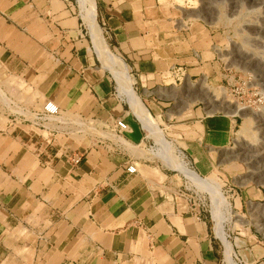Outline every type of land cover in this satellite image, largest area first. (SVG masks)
<instances>
[{
    "label": "crops",
    "instance_id": "1",
    "mask_svg": "<svg viewBox=\"0 0 264 264\" xmlns=\"http://www.w3.org/2000/svg\"><path fill=\"white\" fill-rule=\"evenodd\" d=\"M64 1L57 10L61 15L56 20L58 27L51 29L52 32H46V29L42 32L43 35H52L54 52L59 49L65 53V64L59 74V77L62 76L55 86L56 97L60 94L76 105L84 96H92L99 114L105 111L114 119L123 117L128 122L129 129L123 138L131 147L134 144L127 138L143 143H149L150 139L155 142V137L147 133L138 116L133 113L145 132L134 123L136 119L127 117L128 110L110 101L111 80L95 68L96 58L89 53L88 42L81 35L80 17ZM94 1L96 20L98 16L113 49L128 62L119 55L124 64L122 66L128 69L130 84L133 86L134 80L129 68L139 79L137 89L145 102L141 100L142 103L155 119L158 128L164 132L152 115L161 116L160 97L156 92L153 95L145 93L156 86L160 65L155 60L154 50L146 45L144 13L138 17L143 9V1ZM15 2L17 4L19 1ZM29 4L32 5L33 14L45 16L50 12L48 0H30ZM19 12L20 7L12 10V14ZM15 22L8 23L0 14V41L10 38V42L17 45L15 40L19 33L15 31V26L20 23V17ZM30 23L31 20H28V26ZM93 48L96 54L94 45ZM202 55L201 52L195 56L193 52L196 62H181L183 67L180 68L190 79L195 75H204L203 71L191 72L197 68H207ZM9 63L13 65L15 62L11 60ZM229 81L226 74H221L222 84L228 85ZM150 83H153L152 86H149ZM239 122L241 117L237 114L208 113L200 105L192 107L180 122L170 126L181 131L179 138L184 139L181 148L193 167L200 172H207L215 160L210 149L229 145ZM184 128H187L186 136ZM11 132L16 133L19 146L15 149V143L11 145L3 136L0 147L7 149L11 145L12 150H15L5 155L2 153L0 230L5 231L4 237L12 234L13 244L21 242L13 239L15 230L25 228L34 233L36 238L27 241L32 247L35 245L32 264H216L217 250L209 234L208 218L205 215L198 216L172 192L171 197L168 192L162 193L169 175L160 167L143 164L141 172L132 175L125 170L127 163L132 161L126 152L108 154L99 145L89 151L69 150L60 158L58 145L48 146L42 137L31 139L20 127H12ZM75 153L82 156L77 166L66 160V157ZM36 160L39 167L32 169ZM245 170L244 165H238L236 175L243 174ZM47 173L50 176L45 182ZM255 187L241 194L236 193L240 209L249 200L264 199V190L258 188L260 186ZM247 193H252V196L245 197ZM4 237L0 242L4 241ZM251 238L254 247L264 252L262 237ZM29 244L23 242L26 248L30 247ZM263 256L264 253H260L256 260Z\"/></svg>",
    "mask_w": 264,
    "mask_h": 264
},
{
    "label": "rangeland",
    "instance_id": "2",
    "mask_svg": "<svg viewBox=\"0 0 264 264\" xmlns=\"http://www.w3.org/2000/svg\"><path fill=\"white\" fill-rule=\"evenodd\" d=\"M18 1L16 4L15 0H0V14L8 23L16 24L15 20L20 17V23L15 26V31L19 33L17 41L15 40L17 45L11 43L10 38H7L6 41L5 38H2L0 41V146H2L1 141L4 136L6 140L11 142V145L15 143V149H17L19 144L15 137L16 133L11 132V130L12 127H20L25 131L24 134L28 135L31 139L36 140V137H42V140L48 146L53 144L58 145V156L60 158H63V155L69 150L88 149L89 151L93 147L101 145V148L108 154L118 151L128 153L132 158V162L137 166L138 172H141L143 164L160 167L163 172L169 175L166 184H164L166 188H162V193L168 192V196L170 195L171 197L172 192L173 196L184 203L185 201L180 195L190 194L192 189H196L200 194L206 196L208 205L205 208L195 206L192 210L198 216L203 217L205 215L208 218L209 234L214 239V245L217 250L216 264H226L225 260H223V245L213 231V220L210 217V195L205 190L199 188L206 186L205 179L210 180L208 181V185L210 183L209 187L212 194L218 199L222 197L225 201L224 203L227 204L225 210L226 219L223 225L225 236L229 240L233 264H264V256L256 260L257 256L264 252L254 247L251 240V237L254 239L260 236L264 240V231L255 224L256 220L254 219V215L248 211V206L247 208L243 206L241 211L239 210V198L236 194L237 192L241 194L246 189H253L257 184L260 185L258 188L264 189L262 188L264 187V177L258 175L251 178L250 175L252 172L260 174L263 171L257 172V169L251 168L250 160L246 158L248 156L237 153V148L240 145L247 148L249 146L253 148L258 147L264 134V124H261L263 122H257V119H255L251 120L250 124L245 127L244 136L241 138L238 136V131L242 129L241 124L243 122V117L240 113L249 112L252 115L264 113V104H260L257 101L259 95L262 92L264 93V30L260 29V26H264V6H260L259 4L256 8H251L245 5L240 15H232V10L230 9L231 3L228 0H211L212 4L208 3V6L210 5L209 9L208 7L206 9L203 7L204 0H142L143 9H141L142 12H138L140 14L138 17H142V13H144L145 28L143 29V34L145 35L146 45L154 50L155 60L159 61L160 65V71L157 73L155 79L157 82L156 86L146 90L145 93L153 95L156 92V95L160 97L158 101L162 105V111L159 112L161 116L152 115L156 117L164 132L158 128L155 119L152 117L154 127L146 131L155 137L157 145L152 146L151 142L143 143V141H131L127 138V140L135 145L131 147L127 141L121 142L118 140L123 137L117 136L113 130L116 118L114 119V116L105 113V111L99 114L97 112L99 108L95 107L96 103L92 96H84L76 105L75 103L72 104L67 97L64 98L60 94L56 97L55 86L59 83L62 76L61 74L59 77V74L65 64L63 60L65 53L60 52L59 49L57 52H54L55 43L51 39L52 35H43L42 32L45 29L46 32H52L51 29L55 30V27H58L56 20L61 15L58 14L57 10H59L62 0H48L50 4L48 11L50 12L45 16L33 14L32 5L29 4L30 0ZM41 1L45 2L46 0ZM64 2L67 7H72L74 12L80 17L81 35L88 42L89 53L96 58L95 68L100 73H105L111 80L112 93L110 101L128 110L127 117L136 119L134 114L138 116L143 125L141 115H139L124 90L118 87L116 78L111 71L112 69L121 71L125 81L134 90L138 96L137 98L144 106L145 102L142 99L140 91L137 89L139 85L138 77L129 68L132 81L134 80L133 87L128 80V69L126 70L122 66L124 64L119 57V55L121 57L122 55L113 49L110 44L109 35L97 16V30L103 35L116 60L115 63H110L111 66L107 63L108 61L104 62L100 55L99 41L94 36L95 32L93 33L94 30L83 15L84 9L82 6L85 7V2L84 4L81 0H65ZM93 3L95 17L94 0ZM17 7H20V12L12 14V10ZM136 10H138V6ZM28 20H31V25L29 24V26ZM250 22L254 23L252 28H248L247 26ZM55 38L57 43V36ZM91 40L95 46L98 58L94 52ZM231 41L239 42L238 44L241 45L245 42L246 45L243 44L242 49L232 50ZM255 46L257 47L255 48ZM247 50L248 53L257 52V58L249 61L245 56ZM193 52L198 54L202 52V59L206 62L207 68L192 70L191 72L194 73L203 71L204 75H195L190 79L189 75L186 76L183 73L184 69H178V67H183L181 62L184 60L196 62L192 56ZM122 59L128 64L123 57ZM11 60L15 62L13 65L9 63ZM208 62L214 63H211V65ZM221 74H226L230 78L228 85L220 82ZM181 80L182 83L180 84ZM152 84L150 83L149 86H152ZM187 85L190 86L189 90ZM201 85H205L206 89L213 91L219 98L223 97L226 103L229 104L228 107L216 105L211 110L212 112L208 111V113H235L242 118L234 130L232 142L229 145L225 148L210 149L215 160L207 172H200L193 167L186 153L181 148L184 146V139L179 138V132L181 131L171 127L172 124L180 122L194 106L203 105L208 110L209 106L204 100L203 93L197 89ZM171 90H176L180 98L173 96ZM46 99L56 101L61 108V115L58 119L61 123L59 127L55 126L52 123L53 121H48L45 125L49 129H45L27 120L30 117V113H33V110L39 109ZM255 100L256 102H254ZM127 102L129 105L131 103V109H129ZM98 105L100 107L103 106L102 104ZM235 106L244 108L241 111L239 110V112L231 111ZM134 123H137L141 129L138 120ZM257 124L262 126H258ZM143 127L145 128V125ZM52 128H56V130L52 132ZM184 129L186 130H182L186 136L187 128ZM158 135L161 136L158 137ZM123 139L125 140V138ZM165 139L167 142L170 139L176 150H173L169 143L171 151ZM11 145L7 149L0 147V176L2 175V153L5 155L10 150L14 152L15 149L12 150ZM178 150H182L183 154L179 153ZM256 150L258 151L257 148ZM172 152L175 156L178 155L177 157L180 160L183 159L190 168L202 175L201 177L203 178L199 177V179H195L197 187L193 185L192 181L185 178L187 177L186 175L182 176L183 174L178 171L177 166L180 163H176V161L171 162V158L167 154L169 155ZM262 155L264 156V153ZM161 157L167 164H165ZM240 164L247 167V169L251 168L252 172L246 173V175H236L235 170ZM37 165L38 162L36 160V163L32 165V169L38 168L39 166ZM49 176L50 174L47 173L44 179L45 182ZM236 185L240 187L236 188ZM251 196L252 193L245 195V197ZM262 203H264V199ZM263 207L264 204L260 206V208ZM218 227L223 231L221 226ZM219 228L218 234L220 235L221 231ZM1 232L2 230H0V241L5 236V231ZM13 234V239L21 240L22 244H20L21 242L13 244L12 234L4 237V241L0 242V264H32L35 245L33 244L32 247L27 241L34 240L36 236L31 230L25 228L23 230H15ZM221 239L223 238L221 237ZM23 242L30 245L29 249L24 247Z\"/></svg>",
    "mask_w": 264,
    "mask_h": 264
},
{
    "label": "bare ground",
    "instance_id": "3",
    "mask_svg": "<svg viewBox=\"0 0 264 264\" xmlns=\"http://www.w3.org/2000/svg\"><path fill=\"white\" fill-rule=\"evenodd\" d=\"M81 1H82L83 4L85 2V7L82 6L83 9H84V12H83L84 14L83 15L85 16V20L89 23L90 27H92V29L94 30L93 33L95 32V35L94 34L93 35L96 36L95 37V38H97L96 40L99 41V44H100V55H101L102 59L104 60L105 63L108 61L107 62L108 64L115 63L116 60H115V57L113 55V52L110 51L109 46L107 45L105 39L103 38V35L100 33V31L97 30L98 27H97V21H96V19L94 17V5H93L94 3H93V0H81ZM228 1L231 3V8L230 9L232 10V13H231L232 15H234V14H237V15L239 14L240 15L241 10H243L245 8V5L248 6V7H251V8H254V7L256 8V6L259 5V4H260V6H264V0H228ZM203 3H204L203 7L205 9L207 7L209 9V6L210 5L208 6V3L209 4H212L211 3V0H204ZM242 12H244V11H242ZM247 26H248V28H252L254 26V23H251L250 22V23L247 24ZM260 27H261L260 29L264 30V28H263L264 26L263 27L260 26ZM254 34H256V33H254ZM259 37H261V36H259ZM259 40H261V39H259ZM238 43L232 42V50L239 49V48L242 49V45L245 44V42L242 45L241 44H238ZM256 44H258V43H256ZM256 47L257 46H255V48ZM252 50H253V48H252ZM243 53H244V51H243ZM245 56L248 58L249 61H252L253 59L257 58V52H250V53H248V50H247V52L245 53ZM111 64H110V66H111ZM109 68H111V67H109ZM112 68H113V66H112ZM117 68H119V67H117ZM111 72H113V75L116 78L118 87L120 89H123L124 90V92L128 95L129 99L134 104V106H135L136 110L138 111L139 115H141L142 120H143V125H145V128H146V129L145 128L144 129L145 130H151V129H153V127H154V121H153L152 116L150 115V113L148 112V110L145 108V106H143L141 104V102L137 98L138 96L135 94L134 90H132L130 88V86L128 85V83L125 81V78L122 76L121 71L120 70H113L112 69ZM262 76H263V74H262ZM187 87H188V90H189L190 89V86L187 85ZM204 87H205V90H204ZM197 89H199L203 93L204 100H205L206 104L209 106L208 111H211L214 108V106H216V105L217 106H220V107L221 106L228 107L229 104L226 103V100L223 99V97L222 98H219L213 91H210V90L206 89V86L205 85H201ZM171 92H172V95L173 96L180 98V95H178V93L176 92V90H171ZM48 100H52V99H48ZM52 101H54V100H52ZM54 102L56 103V101H54ZM56 104L58 105V103H56ZM130 107H131V103H130ZM59 108H60V106H59ZM243 108L244 107L235 106V107H233L231 109V111H233V112H239V110L241 111V109H243ZM60 111H61V108H60ZM233 114H235V113H233ZM30 115H31V117L34 116V114H32V113H30ZM60 115H61V112H60ZM60 115H59V117H60ZM240 115L243 117V122L241 124L242 125V129H240L238 131V136L240 138L242 136H244L243 134L245 133V129H246L245 127L250 124V121L251 120L257 119L256 120L257 122L258 121H262L263 123H261V124H264V113H262V112L259 113V114H257V115H252V113L244 112V113H240ZM59 117H57L56 120H58ZM257 125L258 126H262L260 124H257ZM45 126L48 127L47 125H45ZM243 127H244V129H243ZM117 136H119V135H117ZM160 136L161 135H158V137H160ZM119 137H123V136H119ZM261 139L262 140L260 141L259 146L256 147L258 149V151L256 150V148H253V147H250V146H249V148H247V147H244V146L241 147V145H240L237 148V150H238L237 153L238 154H243L245 156H248L246 158L248 160H250L251 168L257 169V172L260 171V170L263 171L260 174H256V173H254V172L251 171L252 172L250 174L251 175V178L257 177L258 175L264 177V156L262 155L264 153V134H263V136H262ZM118 140L121 141V142H126L123 138L122 139L120 138ZM165 141L168 144V147H169V143H170L171 148L173 150L174 149L176 150L175 146L172 144L173 142L170 139L168 140V142H167L166 139H165ZM156 145H157V143H156ZM171 148H170V150H171ZM251 148H253V149L251 150ZM167 156L171 158V162L176 161V163H180L177 166L178 167V171L181 172L184 176L186 175L187 177H185V178H187L190 181H192L193 182V185H195L197 187L198 185L195 182V179H199V177H201V176L194 169L190 168L183 159L180 160L177 157L178 155L175 156V154H173V152L171 154H169V155L167 154ZM228 157H229V155H228ZM170 167H172V166H170ZM201 178H203V177H201ZM205 181H206L205 182L206 186H202V187H199V188L205 190L210 195V199H211L210 214H211V217H212V220H213V230H214L215 235L217 237H219L220 240L223 243V260H225L226 264H233V259H232L231 253H230V249L231 248H230V244L228 242L229 240L225 236V233H224V225H223L224 224V220L226 219L225 218V213H226L225 210H226V205L227 204L224 203L225 201H224V199L222 197L218 199V198L215 197L214 194H212V191H211V189L209 187L210 183L208 185V181H210V180L205 179ZM254 207L253 208L255 210H254V214L253 215H254V219L256 220V223L255 224L257 226H259L261 230L264 231V207L263 208H260L257 211H256V208H258V206H255L254 205ZM218 226H221L223 231H221V229ZM218 228L221 231V233L219 232L220 235L218 234V231H219ZM221 237L223 239H221Z\"/></svg>",
    "mask_w": 264,
    "mask_h": 264
},
{
    "label": "built area",
    "instance_id": "4",
    "mask_svg": "<svg viewBox=\"0 0 264 264\" xmlns=\"http://www.w3.org/2000/svg\"><path fill=\"white\" fill-rule=\"evenodd\" d=\"M195 56H197V53L196 52H195ZM178 69H180V67H178ZM257 101L260 104H264V93L263 92L259 95V98L257 99ZM254 102H256V100ZM128 107H129V105H128ZM249 107H250V105H249ZM129 109H130V107H129ZM60 112L61 111H60L59 106L54 101L47 100L39 109L33 110V113H32V114H34L33 118L30 115L29 119H27V120L30 121L32 124H34V125H36L38 127L45 128V129H49L48 127L45 126V124L48 121H53L52 123L55 124V126H58L59 127V125L61 123L58 120H56V118L59 117ZM22 116L24 117V115H22ZM134 117L136 118V116H134ZM139 123H140V121H139ZM140 125H141V123H140ZM141 128L144 131L142 125H141ZM128 129H129V124H128V122L123 117H117L114 120V128H113V130H114L115 134L124 137V133ZM55 130H56V128H52V132L55 131ZM150 142L152 143V146L153 145L155 146L156 143L154 142L153 139H150ZM149 146L152 147L151 145H149ZM178 151H179V153H182L183 154V151L182 150H178ZM66 160L69 163H71L72 165L77 166L81 162L82 156L80 154H78V153H75V154L70 155L69 157H66ZM125 170H126V172L128 174H135V173L138 172L137 166L132 161H130L129 163H127ZM251 171H252V169H247V167H246V171L243 174H241V175H246V173H251ZM257 186H260V185L257 184ZM237 187H240V186L239 185H236V188ZM262 188H264V187H262ZM180 196H182V198L184 199L185 203L191 209H193V207H195V206L205 208V206L208 205L207 204V198H206V196L203 195V194H200L199 191L196 190V189H192V192L190 194H186V195H183L182 194ZM263 204L264 203H262V200L261 201L249 200L246 203V206L245 207L247 208V206H248V209H249L248 211L253 215L254 214V210H255L254 209L255 208L254 205L255 206H258V208H256V211H257V210L260 209V206L263 205ZM239 210L241 211V209H239Z\"/></svg>",
    "mask_w": 264,
    "mask_h": 264
}]
</instances>
